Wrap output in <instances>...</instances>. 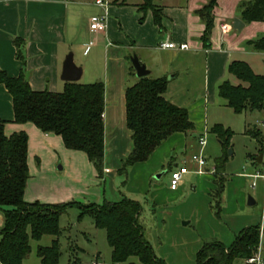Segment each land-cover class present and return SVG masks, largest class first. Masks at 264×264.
<instances>
[{
  "label": "crops",
  "instance_id": "1",
  "mask_svg": "<svg viewBox=\"0 0 264 264\" xmlns=\"http://www.w3.org/2000/svg\"><path fill=\"white\" fill-rule=\"evenodd\" d=\"M207 1L156 0L162 9L159 27L154 23L150 10L140 20L142 13L138 11L137 5L141 0H125L124 3L122 0H108L106 29L92 31L89 28L90 18L103 12L95 0H0L1 70L11 77L23 75L35 91H61L66 82L60 78L62 64L68 52L73 51L74 62L82 69L79 78L82 82H78H102L104 88V156L103 173L99 177L86 154L67 149L59 135L44 133L29 122H14L12 97L4 84L0 83V120L5 122L4 133L9 136L23 131L28 138L29 178L24 191L25 201L101 204L104 201L117 202L123 197H132L117 188V176L121 174L119 168L132 149L130 131L126 126L125 105V89L138 79L129 60L132 54L150 71L147 76L166 78L163 97L187 109L189 119L194 124L193 137H197L198 128L199 131L206 130V124L202 122L209 111L206 104L214 105L217 102L219 84L231 77L227 72L231 61H244L254 73L264 75V49H257L252 43L264 38V21L245 22L237 9L242 0H217L213 8L210 45L205 47L201 41L204 23L196 11ZM81 16L86 20L83 28L79 29L77 22ZM234 18L243 22L240 30L233 28ZM223 26H226V30H223ZM16 39L22 56L20 58L17 57ZM167 41L174 43L175 47H160V43ZM180 44H187V48L180 49ZM77 45H85L80 58H77L75 52ZM230 80L237 83L235 79ZM47 85L51 88H47ZM174 135L179 141H185L188 136L187 133L176 132L163 143L174 138ZM163 143L147 160L130 166L125 177L127 173L147 168L153 161L155 163L149 167V173L161 169L162 162L169 157V153H166L157 159ZM204 146H200L199 153ZM260 153L263 152L258 147L256 153L250 154L249 160L254 165H264V157L261 164L257 163ZM183 164H175L174 157L170 156L166 162V171L170 172ZM42 174L51 177V192L41 191L38 183L34 182L33 177ZM252 178H261L264 182L262 177ZM123 182L126 181H120L121 184ZM177 190L178 187L171 191ZM233 220L237 222L236 218ZM251 223L247 226L260 225L261 221L257 218ZM187 224L183 222V225ZM247 226L233 232L238 233ZM234 238L228 243L220 241L228 246ZM54 239H51V243ZM201 241V238L195 236L191 242L179 244H190L189 251L195 257L202 246ZM160 258L167 263L165 256ZM255 258L258 261H242L244 264H264V230L260 233Z\"/></svg>",
  "mask_w": 264,
  "mask_h": 264
},
{
  "label": "trees",
  "instance_id": "2",
  "mask_svg": "<svg viewBox=\"0 0 264 264\" xmlns=\"http://www.w3.org/2000/svg\"><path fill=\"white\" fill-rule=\"evenodd\" d=\"M216 1L208 0L196 11L204 23L201 41L205 47L210 45ZM137 9L142 13L140 20L150 10L154 23L161 27L162 9L156 4V0H141ZM237 9L247 23L264 21V0H242ZM252 43L255 48L264 49V38ZM15 44L18 48L17 57L20 58L22 56L18 39ZM227 72L237 83L226 79L218 86V95L225 100L226 106L237 114L247 110L262 111L264 75L254 73L241 60L231 61ZM0 83L4 84L12 97L14 122H29L44 133L59 135L67 149L84 152L97 175L102 176V82H65L61 91H35L23 75L11 77L0 69ZM166 86L167 80L164 77L143 76L126 87V126L130 131L132 149L122 161L119 168L121 174H125L135 163L147 160L173 133L193 132L194 124L189 119L187 109L176 106L163 97ZM4 125L5 122L0 120V212L3 217L0 226V264H23L31 251L30 239L39 240L44 235H52L55 239L49 246L37 247L40 264H58L61 255L58 243L61 232L59 220L72 207L80 209V217L88 214L96 228L105 230L111 264H124L131 257H136L139 264H167L155 254L145 238L144 227L139 219L142 206L136 200L123 197L117 202L104 201L101 204H82L77 201L45 204L25 201L24 191L29 178L27 134L21 131L7 136ZM210 132L216 135L223 149L214 165L216 205L219 207L225 183L223 168L233 132L221 124L213 125ZM245 133L256 140L259 151L264 153V131L253 125L247 127ZM259 242V224L247 226L237 233L228 246L220 240L204 242L196 253L195 264H233L236 259L248 261L255 257Z\"/></svg>",
  "mask_w": 264,
  "mask_h": 264
},
{
  "label": "rangeland",
  "instance_id": "3",
  "mask_svg": "<svg viewBox=\"0 0 264 264\" xmlns=\"http://www.w3.org/2000/svg\"><path fill=\"white\" fill-rule=\"evenodd\" d=\"M101 14L102 12H99L96 15ZM85 20L82 16L79 17L77 22L79 29L83 28ZM84 48L85 45L75 47L77 58H80ZM69 53L73 57V51ZM79 81L82 82V79ZM47 88L51 87L47 85ZM216 97L218 100L214 105L206 104L209 111L202 118L206 130L199 131L198 128L197 131V137L204 138L206 142L201 152L205 159L203 173L196 172V163L191 160L193 154H199L198 138L193 137L192 133H187L185 141H179L174 135V138H169L166 143L162 142L157 159L159 160L166 153H169V157L164 159L162 168L157 172L149 173V167L155 163L153 161L147 168L135 170L132 174L127 173L126 177L124 174L117 176V188L123 193H128V196H132L131 198L141 204L139 219L144 227L145 238L150 242L157 256L167 258V264H195V257L189 251L190 244L188 246L179 244V242H191L192 237L201 238L202 244L214 239L228 243L237 234L233 231L252 224L251 222L257 218L262 223L259 225L260 230L261 228L264 230V219H262L264 182L261 178L250 177V174L255 172L263 174L264 165H254L249 160V155L256 153L259 146L253 137L245 133V129L253 125L264 131L262 124L264 109L247 110L237 114L231 108L224 106L223 98L219 95ZM214 124H221L233 132L231 145L227 149L228 158L223 168L225 183L219 207L216 205L214 172L211 173L210 170L214 169L215 160L222 155L223 149L216 135L210 132ZM229 150L231 153H228ZM170 156L174 157L175 164L184 163L190 171L183 177L176 192L169 188V172L166 171V162ZM33 180L38 183L41 191L51 192L50 176L42 174L33 177ZM121 180L126 182L121 184ZM252 183L255 185L252 186ZM248 197L254 200L253 204H248ZM234 218L237 222L233 220ZM0 219L1 226L3 223L1 212ZM183 222L188 224L183 225ZM59 227L61 232L58 243L61 255L58 264H92L95 260L111 264L110 247L106 241L105 230L96 228L88 214L80 217L79 208H70L61 215ZM53 238L52 235H44L39 240L30 239L31 251L23 260V264H40L37 247L51 245ZM131 262L139 264L136 257L129 258L124 264ZM233 264H244V262L236 259Z\"/></svg>",
  "mask_w": 264,
  "mask_h": 264
},
{
  "label": "built area",
  "instance_id": "4",
  "mask_svg": "<svg viewBox=\"0 0 264 264\" xmlns=\"http://www.w3.org/2000/svg\"><path fill=\"white\" fill-rule=\"evenodd\" d=\"M95 4L98 5L99 7H101L103 9V12L101 15L92 16L90 18L89 28L92 31H104L106 29V25H107V9H106V7L108 4V0H95ZM222 28H223V30H226V26H223ZM160 47H162V48H173V47H175V44L167 41V42L160 43ZM179 48L185 49V48H187V44H180ZM262 124L264 127V120L262 121ZM198 142H199V145L201 147L205 145V140L202 137H198ZM191 160L198 165L197 172L203 173L204 172L203 167L205 166V159L203 158L201 153H199L198 155L193 154L191 156ZM207 171L208 170H206V172ZM187 172H188V168L185 164H183V165H181L175 169L170 170V172H169V188L171 190L176 189L178 187L179 182L181 181L183 175ZM210 172L211 173L214 172V169H211ZM251 177H254V178L262 177L264 179V173L261 175L258 173H255V174L251 175ZM252 185L254 186V183ZM262 219H264V215L262 216ZM261 225H262V223H261ZM262 232H263V230L261 228L260 233H262ZM249 260H250V262H256V261H258V258L253 257ZM92 264H105V263L98 261V260H95L92 262Z\"/></svg>",
  "mask_w": 264,
  "mask_h": 264
},
{
  "label": "water",
  "instance_id": "5",
  "mask_svg": "<svg viewBox=\"0 0 264 264\" xmlns=\"http://www.w3.org/2000/svg\"><path fill=\"white\" fill-rule=\"evenodd\" d=\"M242 27H243V22L238 18H234L233 28L236 30H240ZM130 63L135 71L136 77L140 78L143 76H147L149 74L150 71L145 67L143 63L139 61L138 57L135 54H133L130 57ZM81 71H82L81 67L75 64V62L73 61L72 54L69 53L68 55H66L63 61L60 78L66 82H77L80 78ZM228 153H231V150H229ZM263 157H264L263 153H260L258 155L257 157L258 164L262 163ZM253 203H254L253 199L251 197H248V204L251 205Z\"/></svg>",
  "mask_w": 264,
  "mask_h": 264
}]
</instances>
